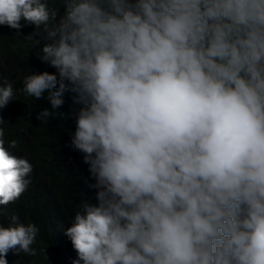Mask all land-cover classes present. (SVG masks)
<instances>
[{
    "label": "clouds",
    "instance_id": "1",
    "mask_svg": "<svg viewBox=\"0 0 264 264\" xmlns=\"http://www.w3.org/2000/svg\"><path fill=\"white\" fill-rule=\"evenodd\" d=\"M47 1L0 0V264H264V0ZM68 122L94 183L44 232Z\"/></svg>",
    "mask_w": 264,
    "mask_h": 264
},
{
    "label": "trees",
    "instance_id": "2",
    "mask_svg": "<svg viewBox=\"0 0 264 264\" xmlns=\"http://www.w3.org/2000/svg\"><path fill=\"white\" fill-rule=\"evenodd\" d=\"M61 2L62 0L47 1L48 7L53 10L57 9ZM0 38L6 39L4 44L1 45L4 52L18 51L19 43L14 39L12 32L0 29ZM30 102V98L24 96L23 100L19 104L11 106V109L12 111H17L18 118H35L37 111ZM72 128V122L65 123L55 136L47 137L41 135L40 141H37L39 145L54 150L61 164L59 177L57 178L53 173L54 170L51 169L52 171L50 170L51 173L48 175L50 185L46 192L41 191L33 196L23 209V212L30 215L34 220L46 223L44 232L48 229L49 219L55 220L65 227L67 224L66 217L72 213L69 196L66 195L61 199V188L66 184L69 176L76 180L75 185L77 187L88 191L90 190L88 184L94 183V180L90 179V173L88 175L89 165L83 162V154L72 149L71 138L69 137ZM63 250L66 252L67 257H70L65 241H63Z\"/></svg>",
    "mask_w": 264,
    "mask_h": 264
}]
</instances>
